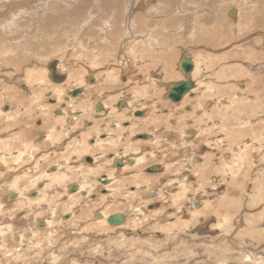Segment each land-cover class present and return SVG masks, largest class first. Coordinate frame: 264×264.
I'll use <instances>...</instances> for the list:
<instances>
[{
    "label": "rangeland",
    "instance_id": "1",
    "mask_svg": "<svg viewBox=\"0 0 264 264\" xmlns=\"http://www.w3.org/2000/svg\"><path fill=\"white\" fill-rule=\"evenodd\" d=\"M184 56L198 61L196 91L174 102ZM52 62L62 83L43 75ZM130 131L150 134L134 145L151 153L117 171L103 199L108 154L130 158L111 142L132 145ZM104 133L88 162L86 139ZM153 163L169 169L145 178ZM132 174L134 192L121 185ZM83 181L92 196L63 202ZM114 207L123 226L95 225ZM1 230L0 264H264V0H0Z\"/></svg>",
    "mask_w": 264,
    "mask_h": 264
},
{
    "label": "bare ground",
    "instance_id": "2",
    "mask_svg": "<svg viewBox=\"0 0 264 264\" xmlns=\"http://www.w3.org/2000/svg\"><path fill=\"white\" fill-rule=\"evenodd\" d=\"M128 33V32H127ZM131 43V42H130ZM130 45V44H129ZM193 62H194V70H193V74L195 73V70H197V66H198V61H194V60H192ZM55 64H57V63H55ZM55 64H54V66H53V68L52 69H50V67H49V69H50V71H48L47 69H44V71H43V75L45 74L46 76H51V79L53 80V78H52V72L54 73V75H56L55 77H57L58 78V75H65V74H63L64 72L61 70L60 71V64H58L57 66V68L55 69ZM50 66V65H49ZM48 72H49V74H48ZM60 72V73H59ZM34 73H36L34 70H28V72H27V75L28 76H31V75H33ZM34 75H36V74H34ZM33 75V76H34ZM84 76V75H83ZM81 77L80 78V80H81V82H83V83H85V82H87V80L84 78V77ZM193 76V75H192ZM63 77V79H61V81H59V82H63L64 81V79L66 78V75L65 76H62ZM56 79V78H55ZM156 78H154V81H157V80H155ZM195 81V80H194ZM59 82H57V83H59ZM57 83H55V85H57L58 86V84ZM77 84V83H76ZM57 86H53V92L54 93H57V95L58 96H60V97H62V95H64L65 96V94H66V92H63L64 90H62L63 89V87H57ZM81 86H84V85H81ZM170 86V85H169ZM169 86H167L168 87V89H169ZM196 86V85H195ZM77 88L76 89H79L80 91H79V93L78 94H76V96H78L79 94H82L83 92H84V88H80L79 86H76ZM199 87V86H198ZM76 89H74V90H76ZM74 90H72V91H74ZM194 91H196V89H191V90H189L188 92H186L184 95H183V97H182V99L181 100H185L186 99V97L189 95V94H194ZM171 92H170V89L168 90V93L166 94V97H168L169 98V94H170ZM149 94H151V93H149ZM71 97H73V98H76V96H73L72 94H69ZM139 96H142L141 95V93H140V95ZM82 97V96H81ZM81 97H78V98H81ZM58 98V100H59V97H57ZM171 99V98H170ZM74 100V99H73ZM181 100H179V101H181ZM175 102V101H174ZM128 104L129 103H127V106H128ZM117 106V105H116ZM125 106V105H124ZM101 109H103V110H101L102 112H98V115L99 116H103L104 117V115H106L105 113H104V111L105 112H107V110H109V108L104 104V103H102L101 104ZM115 106H112V108H114ZM117 107H122V105L121 106H117ZM206 107V106H205ZM126 108H128V107H126ZM123 109V108H122ZM207 110V109H206ZM117 112V111H116ZM121 112H124V110H122ZM191 112V111H190ZM135 113V112H134ZM133 113V114H134ZM144 113V114H143ZM62 114H67V112H62ZM135 116H143V115H145V110H143L142 112H141V114L139 115V114H134ZM96 116V115H95ZM97 117V116H96ZM99 118V117H98ZM61 120H63L64 122L66 121V116H65V118L63 117V116H61V118H60ZM125 122V121H124ZM128 122V121H127ZM117 125H120L119 123H117ZM116 126V125H115ZM95 129H97L98 130V132L99 133H101V131H102V129L100 130L99 129V127L97 128H95ZM93 130V129H92ZM91 130V132L93 133V131ZM90 132V134L89 135H91L92 133ZM190 132V131H189ZM195 134V133H194ZM103 135V134H102ZM106 136H108L107 134H105ZM128 136H129V133H128ZM97 137V141H95V144L94 145H92V144H90V143H88L87 141V139H86V142H85V145H83L82 147H83V155H85V156H88V155H91V157L93 156V154H92V151H94L95 150V147H99L100 148V150H102V151H104V149H105V146H106V143H108V140H109V138H107V139H104V140H102V139H100V134L99 135H97L96 136ZM137 136H135L134 138V140H135V142H132V145H130V146H128L126 143H123V142H120L119 140H115V141H112V138L110 139V141H112L111 142V146H113L114 148L115 147H117V146H119V145H121V146H123L124 147V150H125V153H129V151H130V156H132V157H134L135 159H136V161L134 160V159H132V160H126V162H125V164H128L129 166L127 167V168H133V169H135L137 166H139V165H141V164H143V162L145 161V157L144 156H137L136 155V153L138 152V150H139V148H137V146L136 145H134L135 143H136V141L137 142H139V145H140V143L142 142L141 140H144V141H146V140H148L149 138H150V136L146 133V134H142V135H140L139 136V138H136ZM138 139V140H137ZM193 140V139H192ZM77 141V140H76ZM81 143V142H80ZM249 143V142H248ZM250 144V143H249ZM252 144V143H251ZM256 144V143H255ZM185 145V144H184ZM246 145V144H245ZM238 149V148H237ZM80 150V149H79ZM81 151V150H80ZM144 151V150H143ZM146 152V151H145ZM144 152V153H145ZM246 152V151H245ZM244 152V153H245ZM20 154V153H19ZM161 154V153H160ZM247 154V153H246ZM134 155V156H133ZM148 155V154H147ZM242 155V154H241ZM244 155V154H243ZM254 155V154H253ZM256 156V155H255ZM94 157V156H93ZM231 157V156H230ZM229 157V158H230ZM245 157V155L243 156V158ZM110 159H113L114 160V162H113V164H112V166H114L113 168L115 169V171H113V174H112V176H111V174H108L110 177H112L113 178V175L114 176H116L115 175V173L118 171V173H121V172H124V170L126 169V167L124 168V166H125V164H124V162L123 161H120L119 162V164L117 163V160L116 159H114L115 158V156H114V154H112L111 155V157H109ZM118 159V158H117ZM87 160L88 161H92L90 158H87ZM251 161V160H250ZM146 163V162H145ZM154 165H151V166H149V165H147L145 168H143L144 169V171H143V169H142V173L143 174H146V173H148V174H146V175H143L142 173H141V175H143V176H145V178H147V177H153V175H151L152 173H156V172H161V169H162V172L163 173H161V174H164V172H166V170H168L169 169V165L168 164H164V166L162 165H158L159 163H153ZM160 166L161 167V169H158V167L157 166ZM118 166V167H117ZM240 166V165H239ZM238 166V168H240ZM55 167V169H53V171H50V172H46L44 175L46 176V178H48V176H50L51 174H57V172L59 171V167H56V166H54ZM150 167H154V169L155 170H148V168H150ZM3 168V167H2ZM12 168V167H11ZM122 168H124V169H122ZM117 169H119V170H117ZM120 170H123V171H120ZM88 171H90V170H88ZM29 172V171H28ZM51 172H53V173H51ZM89 173V172H88ZM64 174V173H63ZM98 174V173H97ZM85 176V175H84ZM109 176H107L106 174H99V176H98V181H100L103 185H105V186H107V185H109L110 183H111V181H110V179H109ZM88 178V177H87ZM116 178V177H115ZM64 179V176H60V175H54V177H52V182H57V181H62ZM103 179V180H102ZM140 179H141V177H140V175H138V174H136V175H130V177H127V178H125L122 182H121V185L122 186H127V187H131V188H133V189H131V188H129V190H132V192H134L135 190H138L140 187H139V184H140ZM62 183V182H61ZM56 184V183H55ZM129 184V185H128ZM45 185V184H44ZM120 187V186H119ZM175 187V186H174ZM93 188H95L94 187V185H89V183L87 182V181H83V182H81V183H79V184H75V185H73L71 188H70V190L67 188V187H64V191H67L64 195H63V197L65 198V201H69L70 199L72 200V201H76V199H78L79 198V196H80V194H81V192H83L82 194L83 195H87V196H92V194H91V191L93 190ZM107 190V189H106ZM104 190V192L103 193H106V192H108L109 194H111V189H109V190ZM131 192V193H132ZM137 192V191H136ZM180 193V192H179ZM82 194H81V196H82ZM170 194V193H169ZM16 196H18V193H16L15 194ZM174 196V195H173ZM180 196V195H179ZM62 197V198H63ZM108 196L107 195H103V199H106ZM118 198H120V196H118ZM154 198V197H153ZM176 198V197H175ZM70 200V201H71ZM127 200V199H126ZM62 201H63V199H62ZM64 202V201H63ZM120 203L122 202V201H119ZM194 202V201H193ZM201 202V201H200ZM71 203H73V202H71ZM19 204H21V203H19ZM150 204H152V203H148V205L146 206V207H143V208H139V210H141V213H148V211L149 210H151V209H149V205ZM175 204V203H174ZM22 205H23V203H22ZM133 207V206H132ZM54 212V211H53ZM67 213H69V212H67ZM116 213H118V214H120L121 213V215L123 216V222L121 223V224H114L113 226H111L112 224H110L109 222H108V218L111 216V215H114V214H116ZM74 216V215H73ZM72 217V216H71ZM147 217V216H146ZM127 218V217H126ZM72 219V218H71ZM138 220H140V218H138ZM42 222L43 223H40L39 225L37 224V226L38 227H40L41 229H43L42 227H47L50 223H51V218L50 217H46V221L45 220H42ZM125 223V215H124V213H123V211L121 210V209H119L118 207H114V209H113V212L112 213H107L106 211L105 212H101L100 214H98V216L97 217H95V225H99V226H101V227H104V228H111L112 227V229H114V227H120V226H123V224ZM139 223H142V221L141 222H139ZM187 223V222H186ZM188 224V223H187ZM45 225V226H44ZM172 225V224H171ZM91 227V226H90ZM40 229V230H41ZM103 229V228H102ZM139 229V228H138ZM170 229V228H169ZM44 231V230H43ZM140 231L139 230H135V234L136 233H139ZM0 233H4V231L3 230H1L0 231ZM134 234V235H135ZM32 236H33V234H32ZM26 238H27V236H26ZM25 239V238H24ZM28 241V240H27ZM26 242V241H25ZM24 241H22L21 242V244L23 245L24 243H25Z\"/></svg>",
    "mask_w": 264,
    "mask_h": 264
},
{
    "label": "water",
    "instance_id": "3",
    "mask_svg": "<svg viewBox=\"0 0 264 264\" xmlns=\"http://www.w3.org/2000/svg\"><path fill=\"white\" fill-rule=\"evenodd\" d=\"M232 13H234V11ZM54 64H55L54 62H52L50 64V66H49L50 69L53 68ZM179 67H180L182 72L187 74V80H181L178 83L170 84L169 89H170L171 93L168 96H169V98H171V100H173L175 102H179V100L182 99L183 95L186 92H188L189 90L194 89V86H195V82L192 78V74H193V70H194V62L192 61V58L189 56H184L182 58L181 62L179 63ZM51 75H52V78L55 82L61 81V79H63L62 76H65V75H61V76L58 75V78H57V77H55L56 75H54L53 72ZM79 91H80L79 89H76L74 91H71L70 94H72L73 96H76V94H78ZM97 108H98V110H103V109H101L102 108L101 104L97 105ZM137 114L140 115L141 112H138ZM191 133L194 134L193 131H191ZM119 162H118V164H119ZM148 170H155V169H154V167H150V168H148ZM13 197H16V196L12 195V198ZM108 222L112 225L121 224L123 222V216L121 214L116 213V214H114L108 218Z\"/></svg>",
    "mask_w": 264,
    "mask_h": 264
},
{
    "label": "flooded vegetation",
    "instance_id": "4",
    "mask_svg": "<svg viewBox=\"0 0 264 264\" xmlns=\"http://www.w3.org/2000/svg\"><path fill=\"white\" fill-rule=\"evenodd\" d=\"M59 73H60V72H59ZM63 74H64V73H63ZM66 78H67V75H66ZM66 78H65V79H66ZM65 79H64V80H65ZM79 87H80V88H84V86H79ZM76 88H77V87H76ZM76 88H75V89H76ZM85 92H86V88H84V92H83L82 94H84ZM82 96H83V95H82ZM51 99H53V98H51ZM114 106H115V105H114ZM126 106H127V104H126ZM114 108L116 109V107H114ZM61 112H63L62 109H60V111H59V115L61 114ZM141 112H142V111H141ZM137 113H138V112H137ZM137 113H136V114H137ZM134 114H135V113H134ZM128 122H129V121H128ZM128 122L126 121V122H124V123L128 124ZM91 123H92V122L89 123V126H92ZM113 125H116V126H115V127H112V128H117V127H118L117 124H113ZM113 125H111V126H113ZM129 126H131V125L129 124L128 126H125V128H126V129H129ZM146 133H147V132H146ZM146 133H141L140 135H142V134H146ZM105 134H106V133H104V134L102 135L103 137L101 136L102 138L100 137V139H102V140L107 139L108 136H106ZM147 134L150 135L149 133H147ZM129 135H130V136H131V135H133V136H137L138 134H133V133L130 131V132H129ZM130 136H129L128 138H130ZM96 138H97V137H95V139H93V140H89V139H90V138H89L87 142L90 143V141H91L90 144L94 145V144H95V141L98 140V139H96ZM130 139H131V138H130ZM142 153H143L144 156L147 157V156L149 155V153H151V152H150V151H149V152L146 151L145 153H144V152H142ZM112 154H114L115 157H116V155H117L116 152L109 153L108 155H112ZM147 154H148V155H147ZM129 155H131V154H129ZM89 156H90V155L86 156V157H85V160H87V158H90L92 161H88V160H87V161H88V162H94V160H93V156H92V157H89ZM118 158H119V157H118ZM129 159H130V160L134 159V160L136 161V159H135L134 157H132V156H130ZM113 162H114V160H113ZM113 162H112V164H113ZM118 162H119V160H117V163H118ZM123 162H124V164H125L126 160L123 161ZM156 164H157V163H156ZM151 165H154V164H151ZM151 165H149V166H151ZM111 166H112V165H111ZM126 166L128 167L129 165H128V164H125L124 168H125ZM156 166H157V165H156ZM127 167H126V168H127ZM147 167H148V166H147ZM157 167H158V169H161L160 166H157ZM124 168H122V169H124ZM117 170H119V169H117ZM120 171H123V170H120ZM121 173H123V172H121ZM161 173H162V169H161ZM101 175H102V174H101ZM106 175H107V174H106ZM98 176H99V175H98ZM107 176H109V175H107ZM109 179H110V181H113V179H111L110 176H109ZM97 181H98V179H97ZM98 182H100V181H98ZM79 183H80V182H79ZM79 183H78V184H79ZM112 183H113V182H112ZM72 184H73V183H72ZM110 184H111V183H110ZM110 184H109V185H110ZM73 185H75V184H73ZM73 185L70 184L69 186H67V188L70 190V188H71ZM106 189L109 190L108 185L105 187L104 190H106ZM107 190H106V191H107ZM109 191H110V190H109ZM65 192H67V191H65ZM82 193H83V192H81V194H82ZM107 193H108V192H107ZM14 195H15V194H14ZM103 195L111 196L112 194H109V193H108V194H104V193H102L101 196L103 197ZM82 196H83V194H82ZM63 201H65V200H63ZM97 214H100V213H97ZM120 214H121V213H120ZM71 216L73 217V212L65 213V217L68 218L69 220L72 218ZM97 216H98V215H96V217H97ZM111 216H112V215H111ZM40 223H41V222H39V224H40ZM39 224H38V225H39Z\"/></svg>",
    "mask_w": 264,
    "mask_h": 264
},
{
    "label": "crops",
    "instance_id": "5",
    "mask_svg": "<svg viewBox=\"0 0 264 264\" xmlns=\"http://www.w3.org/2000/svg\"><path fill=\"white\" fill-rule=\"evenodd\" d=\"M104 174H106V173H104ZM107 175H108V174H107ZM111 184H112V183H111ZM111 184H110V185H111ZM110 185H108V188L110 187Z\"/></svg>",
    "mask_w": 264,
    "mask_h": 264
}]
</instances>
